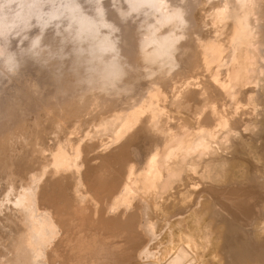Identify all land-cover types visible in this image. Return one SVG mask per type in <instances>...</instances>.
Returning a JSON list of instances; mask_svg holds the SVG:
<instances>
[{
  "label": "bare ground",
  "instance_id": "1",
  "mask_svg": "<svg viewBox=\"0 0 264 264\" xmlns=\"http://www.w3.org/2000/svg\"><path fill=\"white\" fill-rule=\"evenodd\" d=\"M205 2L207 31L193 16ZM16 33L29 35V44L11 46ZM48 38L58 44L46 52L59 61L66 55L67 71L82 67L80 83L101 104L134 92V70L135 79L152 78V88L96 120L93 140L107 141L101 152L99 141L77 145L76 136L48 156L42 151L41 166L20 183L5 184L0 213L20 222L9 264H152V256L160 264H211L205 253L213 244L223 264H264V0H0V76L24 73L32 54H39L32 72L49 74L40 56ZM33 73L28 78L42 85L47 74ZM46 85L40 89L54 86ZM157 229L169 240L153 254ZM236 229L259 252L233 259L245 243L230 235Z\"/></svg>",
  "mask_w": 264,
  "mask_h": 264
},
{
  "label": "rangeland",
  "instance_id": "2",
  "mask_svg": "<svg viewBox=\"0 0 264 264\" xmlns=\"http://www.w3.org/2000/svg\"><path fill=\"white\" fill-rule=\"evenodd\" d=\"M180 1H184V0H180ZM113 5H115V4H112V6ZM115 7H111V8L112 9H115ZM209 7H210V5L208 4V2H205L204 4H202V6L195 8L194 11H193V16H194L195 24L199 26L200 24L202 25L203 23H205L204 26L202 25V27L205 28L204 30H206V31L209 28H212V24L209 23V22H211V20H209V18L211 19V15H210L211 8H209ZM135 18H136L135 20H137L138 19V16L135 17ZM37 24L38 23L35 22V24H33L32 27L28 28L29 29L28 31L30 32V34H31V31L33 32L35 28H38L39 27ZM26 30H24V31L26 32ZM51 30L53 32V29H51ZM24 31H23V33H24ZM28 31H27V33L29 34ZM19 33L21 34V32H19ZM19 33H16L17 35L15 34L14 36L13 35L11 36L12 39H13L12 41L13 42L14 41L17 42V43L16 42L13 43L11 46H14V44H15V46H17L16 48H18L19 46H23V47L25 46V44H24L25 41H23V38H25L26 41H27V39H30V37H29L30 34L27 37V34L25 33L26 35L25 34L24 35L27 37L26 38V37L20 36ZM49 33H51L50 30H49ZM196 33L195 34L192 33L191 36H196ZM19 38H21L20 42H19V40L17 41V39H19ZM21 41H23L22 42L23 44L21 43ZM29 41H27L28 44H29ZM46 41H49V43L51 42L50 41V38H48ZM54 41H55V39H54ZM46 43L44 42V45ZM49 43H48V45L51 44V47L50 48H49V46H47L48 48L44 47V48H46L45 49V53H41V51L43 52L44 50L41 49L43 47L40 48V50H41L40 51V53H41L40 56H41V58H43L46 61L45 62L42 59V61L44 62L43 64H45L44 67L49 65L48 67H46V70H50L54 74V78H51L50 79V77H52L53 75L52 76L49 75V74H51V72L49 71V74L46 73L48 76L45 74L46 75V79H48L47 77H49V79H50L49 81L53 80V83L52 84L54 85V79L57 80V78H59L58 79L59 81H57V83L59 82L58 85L55 84V85L58 86V89L55 92L57 94V96H56V94L53 93L56 90L55 85L52 86V84H50V82L47 81L46 79L45 80L48 83L45 80H43L44 83H42V85L43 84H45V85L46 84L47 85L49 84L48 85L49 87H50V85L52 86L48 90H50L51 92L54 90L52 92V94H53V96L54 95L56 96L55 98H57L56 99L57 101L55 100V98L52 99L53 96L51 94H48V93H51V92L50 91L48 92V90L46 91V89H47L46 87H45L46 89H43L45 85L42 86L40 84L41 81L40 82L38 81L39 82L38 83V82H36L37 81V78H36V80L35 79H32V78H34L31 75L33 73L32 71H34V72L36 71L34 69L36 63H34V62H37L36 61V57L37 56L39 57V54L37 56H36V54H32L33 56H35V58H33V59H32V57H30V55H28V57L26 55L25 62H27V61L28 62L26 64H24L25 65V68H26V70H23L24 73L21 70L20 73L19 72H17V73L14 72V73H12L13 75H11V74H10L11 76L8 75L10 77H8L7 75H5V77H3L4 75H1L0 76L1 78L3 77V81L0 78V80H1L0 83L3 82L0 85L1 86L0 94H2L0 96H3V95L6 94L5 98L4 97L3 98L2 97L0 98L1 99L0 100V192L2 191V189H3V187L5 186L6 183L12 182L14 180V181H16V184H17V182H19L20 180H22L24 178L23 176H25V174L28 173V171L30 173L31 170L33 172L37 168H39L41 166L40 165L41 164V161H42L41 156L43 154L46 155V156H48L50 154V149L51 148L53 149V147L55 148V147H57V146H59L61 144H67L69 142V141L67 142V140H69L70 138H74L76 136L77 137L79 136L80 137V139H79L80 141L77 143V145L80 144V143L81 144H84L86 142L90 143V141L91 142L92 141L94 142L95 140L96 141H99V142H94V143H96V145L99 143L96 146V149H97L96 152H101V150L104 149V146H103L104 143H106L107 141L104 139V137H103V139L102 138H99L101 140H98V138H95V140H93V138H92L93 135H94L93 134V131H95L96 129H98L97 127H94L93 124L94 123L96 124L97 121H98V119H100L102 117H108V116L114 115L117 112V110L118 111L121 110L123 106L127 107L129 105V103H127L128 101L131 104V103L135 102V100L139 99V97L141 98L143 96L148 95L150 89L152 88V84L150 82L152 80V78H148V79L147 78L146 79L145 78H142V79H140L141 77H139L138 78L139 80H138L137 78L135 79V76H137L138 71L134 70L135 71L134 72V75L132 74L133 72L131 71L132 72L131 73V76L132 77L134 76V79L132 77L130 79H133L134 81H136V82H132V80L130 81V82L133 83L132 86L133 87H136V88H133L132 87V89H131V91L132 92L134 91V92L133 93H130L128 91L129 93L128 92L125 93V94H129L128 96L125 95V94L124 95L122 94L120 96V98H119V99L122 98L121 101L119 99H117V101L119 100L120 102H117V101L114 102L113 101V102H111L112 104H103L102 103L103 104L102 105L101 102H98L97 100L94 99V97H95L94 96V93L92 94L90 92L91 93V95H90V93H88V92H86V90H84L85 89L84 84L82 85L80 83L81 81L79 80V77L78 76L81 74V72H83L82 67L80 69H79V66L76 67V69H75L76 72L75 73L76 74L78 73V75H76V76L74 75V77H73V74L72 73L75 70L72 69L73 68L72 67L71 69L73 71H71V69H69V71H67L68 68H69L67 65H69L70 62L67 61L68 58L66 57V55H65V57H63V59H61L59 61V58H58L59 56L56 57V55H54V53L49 52L52 49V47L54 48V45L53 44H55L57 42L55 41L53 43V41H52V43H50V44ZM28 44H26V45H28ZM47 49H50L48 52H49V54H51L52 57L46 52ZM44 54L47 57H45ZM29 57H30V60L31 61L27 59ZM32 60H33V65L34 66L30 65V63H32ZM56 61H58L60 64L63 61L62 62V66H60V64H58V62H56ZM66 61H67V63L64 64V66L66 65V68H63L64 67L63 66V63H65ZM56 63L58 64V66H57ZM59 66L62 67L63 69H61ZM71 66L72 65L70 64V67ZM31 67H33V69ZM38 67L39 66H36L37 71L40 73L41 69L39 67L40 70H38ZM49 67H51L52 69H53V67L54 68L56 67L55 69L57 71L55 69H53L54 71H52L51 68H49ZM47 68H49V69H47ZM59 68L61 69L60 70L61 72H59ZM77 68H78V70H77ZM28 69H29V71L31 70L30 71L31 72L30 75L32 76L31 79L28 78L30 76H27V74L30 73L29 71H27ZM81 69H82V71L80 72L79 70H81ZM175 69H177V68H175ZM201 69H199V70H201ZM63 70L65 72V73L63 72L64 76L61 75V73H62ZM25 71H27V72H25ZM38 72H36L37 74L33 73L34 76L36 75L35 77H37V75L39 74ZM54 72H56V74L59 72L60 74L59 73L58 74L61 75V76H59V77L58 76H55L56 74ZM199 72H201V71H199ZM18 73H19V75H18ZM25 73H26V75H23ZM68 73H70V74H68ZM135 73H136V75H135ZM202 73L205 74L204 71H202ZM40 74L41 75H38V80L44 79L45 75H43L42 73H40ZM65 74H67V75H65ZM14 75H16L18 77L16 78ZM12 76H14L13 78H15L17 80L10 79V78H12ZM23 76H25V77H23ZM41 76H44V77L39 78ZM177 77H175V79H176L177 82L175 81V79L171 80V82L169 83L170 84L169 89L172 90V89H174V86L176 87V86H179L180 85L181 80H183L182 75L179 76L178 78ZM180 77L182 78L181 80H180ZM5 78L8 79V80H10V82L8 80H6ZM73 78H74V80L77 78V80L73 82L72 81ZM19 79H21V80H19ZM56 80H55V83H56ZM62 80H63V83H61ZM65 80H66V82H65ZM78 80H79V84L80 85H77L78 84ZM6 81H8V82H6ZM4 82L7 83V85L4 86V87L6 89L8 87V89H9L7 92L5 91L6 89L3 88V86H2L4 84ZM137 82H139L140 84L137 83ZM37 83L40 84L41 86L40 85L38 86ZM71 83L75 84L77 87H84V88L83 89L77 88L75 85L73 86V84H71ZM134 84H135V86H134ZM143 84H145V85H143ZM71 85L74 88L75 95H73L74 93H73V90H71L72 89L71 88ZM40 87H43V88L40 89ZM67 87H68V89H66ZM2 88H3V91L5 92V94H3L4 92H1ZM65 90L66 91H69V93L66 92ZM76 90L77 91H80L81 94H79V92H77ZM43 91H44V93H43ZM58 91H59L60 94L58 93ZM141 91H143V92H141ZM45 92H48L46 94L49 95V96H46L45 95ZM82 92L84 93V95L82 94ZM71 93H72V96H71ZM97 93H99V91H97ZM58 94H59V96L61 95L60 97H62V98H59ZM87 94H89V95H87ZM138 94H139V96H138ZM76 95L78 96V100H80V101H77L76 102V100H75V99H77ZM81 95H83V96L86 95L87 97L86 96L85 97L82 96L83 97V100H81L82 97H80V99H79V96H81ZM91 96H93V100H95V102H93ZM70 97L71 98L73 97L75 99H73V98L71 99ZM126 97H128V99ZM65 98H68V99H65ZM61 99H62V101H61ZM90 99H91V101H89ZM52 100L56 101V103L54 101H52ZM86 100H88L87 101V104H88L87 106L85 104ZM51 102H54L55 104L54 103H51ZM80 102H83L87 108L84 106V104L82 105V103H80ZM88 102H91V103H88ZM92 102H93V104H92ZM79 103L81 104V106L83 108L80 106ZM117 103H118V105H117ZM57 104H58V106H57ZM94 105L97 106V107H95ZM116 105L119 107L118 109H117V106ZM92 108H93V110H92ZM95 109H96V111H94ZM112 109L114 111H112ZM88 110H89V112H88ZM109 111H110V113H108ZM93 115H94V117H92ZM90 139H92V140H90ZM57 144H59V145H57ZM98 150H100V151H98ZM36 151H38V152H36ZM42 151L44 152L43 154H41ZM9 210H11V209H8L7 211H9ZM11 211H9V212H11ZM5 214H6V212H4V211L0 213V218H1L0 219V237H1L0 238V251H1L0 252V264H7V263L9 264V263H11L12 260H10V259H11V256L13 257V255L11 254V251H10L11 248L10 247L12 245H14V242H15L14 240H16L17 237H19V232H20L19 231L20 230L19 229L20 228V225H19L20 222L19 223H16V222L19 221V218L9 217V219H7V218L4 217ZM10 218H12L15 221L11 220ZM17 219H18V221H16ZM242 222H243V220H242ZM159 226H160L159 228H161V225H159ZM159 231H160V229H159ZM159 231L157 229V231L155 232L156 235L158 234V237L156 238L155 241L152 242V244L154 242L155 243H154V245H151V248L156 247V245H157L156 248L158 249V251H160V250L163 251L164 250L163 247H165L164 245L167 244V242L169 240V237L166 236V234H167V231L166 230L164 231V234H163V232L160 234ZM237 231L238 230L236 229L230 235L233 236V233L236 232L234 234L235 237L233 236V238L236 239L237 237L238 238H240V237L242 238L243 237V238H245L244 239L245 240V243L242 242L241 243L242 246H239V245L237 246V247H239V249H238L239 251L236 250L237 248H235V250H234L235 252L234 253H236L237 255L236 254H235V256L233 255V259L236 256L238 257V253H239V255H242L243 254V255H249V256H251V255L256 254L257 252H259L254 247V244L251 241H249L250 240V237L248 236L247 232H245L243 230H239L238 232ZM237 234H238V236L236 237ZM164 236H165V238L167 237L166 239H168V240H166L164 238ZM159 238H160L161 241L159 240ZM165 240H166V243H165ZM162 241L165 243L164 245H163V243H161ZM11 243H12V245H11ZM216 246H217L216 248H215V244H213V247H212V245L209 246V250L206 251V253H205L206 254V258L209 257L208 259H206V261L210 259L209 262L211 264H213V261H214V264H218V263L219 264H223L221 261H224V260H221L220 261V259L218 258L219 256H217V258H216L212 254V252L218 248V245H216ZM246 246H248V247H246ZM244 248H245V250H243ZM153 249H155V248H153ZM153 249L151 250V252H153V254H154V252L156 253V249L155 250H153ZM149 250H150V248H149ZM254 251H256V252H254ZM241 252H243V253H241ZM7 259H9V260H7ZM148 262H151L152 264H156V263L157 264H160V263H163L164 261L160 260V262L158 261L159 262L158 263L155 260V258L152 256V258H149L148 259ZM57 264H61V263H57Z\"/></svg>",
  "mask_w": 264,
  "mask_h": 264
}]
</instances>
